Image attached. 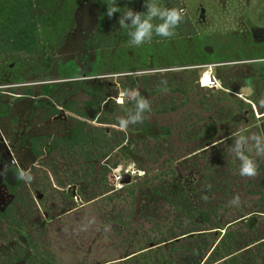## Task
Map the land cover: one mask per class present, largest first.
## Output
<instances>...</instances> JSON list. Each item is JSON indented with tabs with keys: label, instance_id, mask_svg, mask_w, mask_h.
<instances>
[{
	"label": "rangeland",
	"instance_id": "rangeland-1",
	"mask_svg": "<svg viewBox=\"0 0 264 264\" xmlns=\"http://www.w3.org/2000/svg\"><path fill=\"white\" fill-rule=\"evenodd\" d=\"M26 2L0 0V31L16 8ZM122 2L136 11L145 10L144 0H119ZM159 2L183 12L175 35L167 38L153 35L150 42L135 47L128 43L127 29H121L117 22L119 13L111 18L106 15L103 0H34L38 17L35 50L0 53V109L4 110L2 104L11 103L13 105L9 106L16 112L22 104L45 100L41 89L44 85L83 82V88L73 97L78 103L93 100L90 91L98 92L94 100L100 109L96 111L93 104V117H88L94 123L93 143L88 144L84 156L61 150V158L58 157L56 163L64 167L68 159L77 165L92 164L93 174H89V178L101 182L99 187L104 193L115 188L116 166L130 168V180L135 182L131 188L147 192L152 189L158 196L156 213L143 219V212L137 210L140 205L131 203V194H127L130 187L109 194V198L114 199L107 207L110 224L98 219L104 217L102 211L96 213L93 236H87L88 242L80 246L91 252L77 254V264H264V154L257 155L254 149L246 152L255 159L257 171L253 176H241L239 160L233 152L237 135L249 138L251 148V135L264 130V107H258L260 99L264 98V82L258 83L261 88L252 101L258 110L252 117L248 115L249 122L218 126L222 129H218L217 136H204L209 126L216 127L213 124L227 121L231 113L245 116L246 103L251 100L247 97L249 94L227 91L235 76L239 79L237 86H252L253 81L245 80L246 73L252 70L253 63H264V46L255 44L249 36L251 26H264V0ZM208 64L216 65L215 73L222 81V88L195 90L193 86L203 71L197 67ZM261 70L264 72V64ZM261 70L258 73L264 76ZM162 81H166V85ZM101 89L106 96L98 102ZM122 92L127 95L122 96ZM133 92L148 100L150 111L143 114L142 122L129 123L121 130L119 119H126L130 112H135ZM79 109L82 107L77 104L76 111ZM13 115H17L14 109ZM101 121L104 127L97 125ZM144 122L170 125L171 134L167 138L142 137L139 130ZM1 123L6 121L0 119ZM182 123L186 127L183 128ZM100 129H105L109 135H102ZM85 130L83 127L82 132ZM124 139L133 143V150L125 154L129 157L118 150ZM215 142L219 143L201 149ZM27 159L30 162L31 157ZM100 168L107 169L100 173ZM183 176L197 181L202 192L192 187L195 184L187 187L178 184ZM76 178L85 180L79 175ZM226 182L233 185L224 188L225 192L216 188ZM171 183L182 188L183 201L194 203L198 208L206 204L220 205L217 219L200 223L198 210H193L194 218H186V213L179 215L186 204L182 198L177 204L174 202L168 189ZM100 189L96 186L95 195L100 194ZM235 196H239L238 204L231 203ZM64 218L69 219L70 215ZM250 218L252 221H248ZM229 222L235 223L227 227ZM248 223L253 225L252 229ZM215 227L222 228L221 235L224 230L227 234L219 243L221 248L218 244L215 252L212 248L221 235L213 233L166 244L188 231L214 230ZM57 238L64 250L62 264H76L71 243L69 246L70 238L65 235ZM51 240L56 242L54 237Z\"/></svg>",
	"mask_w": 264,
	"mask_h": 264
},
{
	"label": "flooded vegetation",
	"instance_id": "flooded-vegetation-1",
	"mask_svg": "<svg viewBox=\"0 0 264 264\" xmlns=\"http://www.w3.org/2000/svg\"><path fill=\"white\" fill-rule=\"evenodd\" d=\"M120 6L124 7V2L120 3ZM198 8L202 7L199 6ZM249 36L255 44L264 46V26H251ZM263 64L262 61L253 63L251 66L252 70L246 73L245 80L253 81L252 86H237L236 81L239 80L237 76L233 78L236 80H233L234 82L231 81L233 83L228 85L230 91L228 90L227 92L234 90L241 94V88L245 87L250 89V94L247 97L251 100H248V104L246 103L247 107L244 110L245 116L240 117L238 113H231L226 117L227 121L213 124L217 128L209 126L206 129L204 127L206 129L204 136H217L218 129L222 125L231 124V122L235 124V122L247 123L250 121L248 115L252 117L258 110L256 104L253 103V99L257 96L256 94L261 88L259 84L264 82V76L259 75L260 72L258 73L263 67ZM261 72L263 71L261 70ZM73 85L74 82L70 84L67 82H56V87L51 94L42 95L45 100L22 104L21 107H17L16 112L15 108L9 106L13 104H2L4 110L0 109V114H2L0 119H3L6 123L0 124V264H62V253L64 250L62 249L61 242L59 243L57 238L61 235L70 238L69 246L71 243V254L74 255V262L77 264L75 260L77 259V254H89L91 252V249H82L80 246L84 244V241L86 243L88 242L87 236H93L94 217L98 218L96 213L102 211L104 217L98 219L101 223L106 221L107 225L110 224V212H107V207L112 198H109V194L122 192L127 187L131 188L135 183L133 179L128 183H122L121 181L120 186L115 184V188H112V191L110 190L104 193L99 187L102 185L100 184L101 182L92 180L91 176L94 168L92 164L77 165L74 160L69 161L68 159L67 164L64 163V167L56 163L61 158V150H64V153L84 156L89 149L88 144L93 143L91 133L94 123L92 120H89V118L92 119L93 115L92 99L82 101L81 104L78 103L73 97L81 89L77 87V84ZM262 87L264 88V85ZM221 88L222 83L218 89ZM90 94L92 97L91 92ZM114 100L120 101L119 98H114ZM77 104L82 107V109H79L82 113L86 111L87 117L80 116L76 113ZM258 107H261L260 103ZM13 109L17 115H13ZM97 125L104 127V123ZM143 125L139 133L145 138L148 136L167 138L171 134L170 125L160 126L155 122H148L147 124L144 122ZM181 126L184 128L186 124L182 123ZM83 127L86 129L84 133L82 132ZM84 135L86 137L85 140L83 139ZM218 143L209 144L201 149H208ZM132 148L133 143L128 139H124L119 145L118 150L125 155L126 152L132 151ZM187 148L185 146V149ZM196 153L198 152L194 154ZM27 156L31 157L30 162L27 161ZM18 168L23 169L30 175L31 180L25 181L18 179ZM103 169L107 168H100V173L103 172ZM89 174L91 175L90 178ZM78 175L79 178L84 177L85 180H77L76 177ZM129 175L131 178L132 175ZM178 184H182V187L195 184L192 187L202 192L201 186L197 185V181H190V178L185 176H183V181H180ZM260 184H263V182ZM223 185H218L216 188L223 190L224 188L231 187L230 185L233 184L232 182H226ZM96 186L97 189H100V194L97 195H95L97 193L95 192ZM168 187L170 195H172L176 204L180 198L186 204V207H183L185 211L182 212L183 208L180 209L182 211L178 212L179 215L186 213L188 216L186 218H194L195 214L193 210H198V222L200 223L209 222L212 218L214 220L217 219L220 205L213 207L211 204H206L203 208H198L194 203L190 204L183 201V195L185 194L180 186L171 183ZM225 191L223 190V192ZM49 192H52V194ZM56 194L62 196L60 197ZM127 194H131L129 197L131 203L140 205V208H137V210L143 212V219H147L154 212L156 213L159 199L156 196L155 190L149 189L147 192L137 191L131 188ZM160 195H162L160 197L166 200H172L166 194ZM185 197L186 199L189 198L188 196ZM67 215H70L69 219L64 218ZM221 217L218 218L219 221L222 220ZM182 219L185 218L182 217ZM234 223L229 222L226 225L228 227ZM248 226L251 229L253 227L251 223H248ZM215 228L214 230L188 231L186 234L175 237L174 240L172 239L166 244L179 242L181 238H192L195 235H204L206 233H213L214 236H220L222 228ZM226 236L227 234L224 230L218 242L213 246L212 252L218 250V244ZM53 237L56 242L51 240ZM221 246L219 244V248ZM150 247L153 248L154 246L151 245ZM110 263L112 262H106V264ZM96 264L105 263L96 262Z\"/></svg>",
	"mask_w": 264,
	"mask_h": 264
},
{
	"label": "clouds",
	"instance_id": "clouds-1",
	"mask_svg": "<svg viewBox=\"0 0 264 264\" xmlns=\"http://www.w3.org/2000/svg\"><path fill=\"white\" fill-rule=\"evenodd\" d=\"M106 4V15L111 18L119 13L117 22L121 29H127L128 43L130 46L139 47L146 42H150L153 35L158 37H173L175 29L183 19V12L177 8H168L160 4L159 0H144L143 11H136L132 7H121L119 0H103ZM166 85V81H162ZM122 96L127 92H122ZM135 99V112L129 113L128 117L120 118L119 128L125 130L129 123L136 124L142 122L143 114L150 111V104L147 99L140 96L138 92H133ZM260 105L264 107V98L260 99ZM248 139L244 135H237L234 139L233 152L239 160V175L253 176L257 171V163L246 152L255 150L256 154H264V130L258 134L251 135L253 142L251 148L248 145ZM18 179L30 181L31 176L23 169L17 170ZM232 204L239 203V196L233 197Z\"/></svg>",
	"mask_w": 264,
	"mask_h": 264
},
{
	"label": "trees",
	"instance_id": "trees-1",
	"mask_svg": "<svg viewBox=\"0 0 264 264\" xmlns=\"http://www.w3.org/2000/svg\"><path fill=\"white\" fill-rule=\"evenodd\" d=\"M37 13L35 9L34 0H27L26 3L19 5L12 18L9 20L8 24L0 31V53L1 52H17V51H24V52H33L35 50L36 45V31L38 26L37 21ZM197 81V80H196ZM55 84L44 85L41 87L42 94L48 95L55 89ZM77 87L79 89L83 88V82L77 83ZM194 87V86H193ZM92 92L93 100L91 101L92 104H96L94 100V96L98 93L96 90L90 91ZM106 94H104L103 90L99 92V98L97 99L98 102L104 100ZM108 103V101L106 102ZM96 111L100 109L99 104L95 105ZM77 113L83 117H87L86 111L83 113L78 110ZM93 117V115H92ZM99 119V118H97ZM96 119V120H97ZM105 120V117L102 118ZM103 121H101L102 123ZM101 130V129H100ZM102 135L107 134L104 130H101ZM85 140V135L83 136ZM117 164H115L116 166ZM117 167V166H116Z\"/></svg>",
	"mask_w": 264,
	"mask_h": 264
},
{
	"label": "built area",
	"instance_id": "built-area-1",
	"mask_svg": "<svg viewBox=\"0 0 264 264\" xmlns=\"http://www.w3.org/2000/svg\"><path fill=\"white\" fill-rule=\"evenodd\" d=\"M215 64H208L205 66H198L197 68H203L197 81L199 82L200 88L203 90L218 89L221 87L220 79L215 73ZM114 171L117 173L116 185L119 186L123 179L124 174H131L130 168L116 167Z\"/></svg>",
	"mask_w": 264,
	"mask_h": 264
},
{
	"label": "water",
	"instance_id": "water-1",
	"mask_svg": "<svg viewBox=\"0 0 264 264\" xmlns=\"http://www.w3.org/2000/svg\"><path fill=\"white\" fill-rule=\"evenodd\" d=\"M220 83H222V81L220 80ZM194 88L195 89H199V90H203L200 88L199 82H195L194 84ZM241 92H243L244 94H250V89L249 88H241ZM130 182V175L129 174H124L123 175V179H122V183H128Z\"/></svg>",
	"mask_w": 264,
	"mask_h": 264
}]
</instances>
